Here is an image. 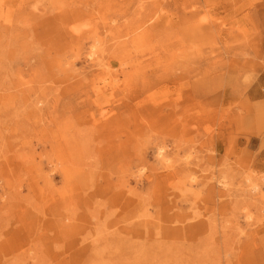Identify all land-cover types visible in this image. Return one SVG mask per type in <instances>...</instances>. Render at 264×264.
<instances>
[{
    "label": "rangeland",
    "instance_id": "1",
    "mask_svg": "<svg viewBox=\"0 0 264 264\" xmlns=\"http://www.w3.org/2000/svg\"><path fill=\"white\" fill-rule=\"evenodd\" d=\"M0 264H264V0H0Z\"/></svg>",
    "mask_w": 264,
    "mask_h": 264
},
{
    "label": "bare ground",
    "instance_id": "2",
    "mask_svg": "<svg viewBox=\"0 0 264 264\" xmlns=\"http://www.w3.org/2000/svg\"><path fill=\"white\" fill-rule=\"evenodd\" d=\"M91 55H93V54H91ZM161 151H162V149H159V151H158L159 152V155L162 153Z\"/></svg>",
    "mask_w": 264,
    "mask_h": 264
}]
</instances>
